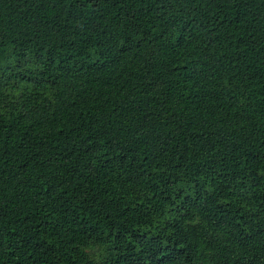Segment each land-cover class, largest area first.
<instances>
[{
  "label": "trees",
  "instance_id": "obj_1",
  "mask_svg": "<svg viewBox=\"0 0 264 264\" xmlns=\"http://www.w3.org/2000/svg\"><path fill=\"white\" fill-rule=\"evenodd\" d=\"M0 264H264V0H0Z\"/></svg>",
  "mask_w": 264,
  "mask_h": 264
}]
</instances>
